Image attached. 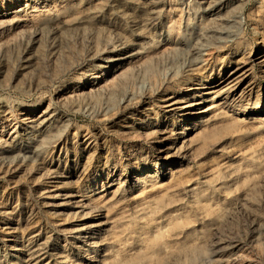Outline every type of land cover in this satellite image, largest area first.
<instances>
[{
  "label": "rangeland",
  "instance_id": "374dc122",
  "mask_svg": "<svg viewBox=\"0 0 264 264\" xmlns=\"http://www.w3.org/2000/svg\"><path fill=\"white\" fill-rule=\"evenodd\" d=\"M0 264H264V0H0Z\"/></svg>",
  "mask_w": 264,
  "mask_h": 264
},
{
  "label": "bare ground",
  "instance_id": "6f19581e",
  "mask_svg": "<svg viewBox=\"0 0 264 264\" xmlns=\"http://www.w3.org/2000/svg\"><path fill=\"white\" fill-rule=\"evenodd\" d=\"M20 12V10H16L15 12H14V14L15 13H19ZM241 80V79H240ZM239 80V81H240ZM238 83V82H237ZM236 88H235V86L234 85H232V87L228 90V92L224 95L225 97H224V99H223V101L225 102V101H227V102H232V101H230L229 100V98H233V97H235V93H234V90H235ZM213 94V93H212ZM215 96H216V93L215 94H213L212 95V97H211V102H213V100H214V98H215ZM230 96V97H229ZM227 102H226V104H227ZM173 104H175V103H173ZM214 103H212L211 105H213ZM223 106V109L225 108V105H222ZM213 107V106H212ZM222 109V110H223Z\"/></svg>",
  "mask_w": 264,
  "mask_h": 264
}]
</instances>
